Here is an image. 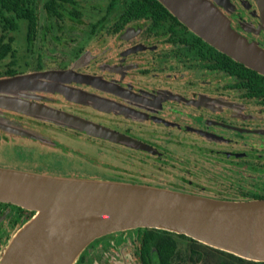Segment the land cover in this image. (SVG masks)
<instances>
[{
  "label": "flooded vegetation",
  "instance_id": "obj_1",
  "mask_svg": "<svg viewBox=\"0 0 264 264\" xmlns=\"http://www.w3.org/2000/svg\"><path fill=\"white\" fill-rule=\"evenodd\" d=\"M203 1L264 49V0ZM246 68L160 0H0V77L64 69L97 77L108 89L69 82L63 86L82 98L35 91L30 101L117 134L4 111L34 134L0 128V165L264 198V75ZM13 148L15 160L7 156ZM33 214L0 201V256ZM97 239L74 264H183L185 257L157 256L153 246L144 252L143 228Z\"/></svg>",
  "mask_w": 264,
  "mask_h": 264
},
{
  "label": "water",
  "instance_id": "obj_2",
  "mask_svg": "<svg viewBox=\"0 0 264 264\" xmlns=\"http://www.w3.org/2000/svg\"><path fill=\"white\" fill-rule=\"evenodd\" d=\"M160 1L204 40L264 75V49L236 32L210 4ZM69 82L108 87L97 77L71 69L0 77V128L33 133L4 112L14 111L117 137L99 125L30 101L35 91L82 98L63 86ZM0 201L34 212L10 239L0 264H74L93 240L137 228L184 234L238 257L264 262V198L222 199L130 181L0 166Z\"/></svg>",
  "mask_w": 264,
  "mask_h": 264
},
{
  "label": "trees",
  "instance_id": "obj_3",
  "mask_svg": "<svg viewBox=\"0 0 264 264\" xmlns=\"http://www.w3.org/2000/svg\"><path fill=\"white\" fill-rule=\"evenodd\" d=\"M248 71L256 73L254 70L246 68ZM144 229V252L149 251V246L154 247L153 253L157 256H185L183 264H195L194 260H187L186 256H194L200 264H264L238 257L234 254L210 247L198 242L184 234L155 229Z\"/></svg>",
  "mask_w": 264,
  "mask_h": 264
},
{
  "label": "rangeland",
  "instance_id": "obj_4",
  "mask_svg": "<svg viewBox=\"0 0 264 264\" xmlns=\"http://www.w3.org/2000/svg\"><path fill=\"white\" fill-rule=\"evenodd\" d=\"M7 134H9V135H11V136H15L16 134H14V133H7ZM31 135H33V133H31ZM36 135H38V134H35V136ZM8 156V159H12V160H15L14 158H16V156H19V152H17V149L16 148H13L12 149V151H10V153L7 155ZM10 157H14V158H10ZM10 161H8V163H7V165H5L4 167H8V168H13V169H21V170H32V171H35L34 169H29V168H27V167H25V166H23V165H21L20 163H18V162H15V161H12V162H10ZM1 166V165H0ZM66 168H67V166H65L63 169L65 170V171H63L64 173H67V170H66ZM68 174V173H67ZM106 241V239L105 238H103V239H100V240H96V242H94V244L96 245V243H98V242H100V243H102V242H105Z\"/></svg>",
  "mask_w": 264,
  "mask_h": 264
}]
</instances>
